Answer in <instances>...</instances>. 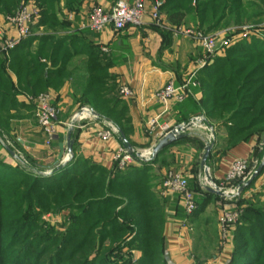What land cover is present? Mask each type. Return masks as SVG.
Here are the masks:
<instances>
[{
    "label": "trees",
    "instance_id": "16d2710c",
    "mask_svg": "<svg viewBox=\"0 0 264 264\" xmlns=\"http://www.w3.org/2000/svg\"><path fill=\"white\" fill-rule=\"evenodd\" d=\"M82 1L65 0V4L70 10L79 11ZM161 1L163 4L160 11L168 17L184 14L190 22L198 25L206 33L233 24L243 25L244 22L258 15L254 11L257 6L264 7V0ZM21 2L22 0H0V15L16 13ZM60 2L61 0H36L41 8V20L37 28L43 26L45 30L53 31L67 28L68 23L58 14ZM32 31H35L33 26ZM34 42H38L37 52L18 53L19 50L32 46ZM82 44L88 57L86 79L74 90V99L113 121L129 141L127 131L131 125L130 113L127 104L120 97L116 78L109 72L111 62L107 59L108 56L98 48L90 49L86 42ZM237 48L240 47L237 46ZM72 52L73 49L64 37L54 35L38 37L32 34L29 38L22 40L9 53V65L18 76L20 90L35 92L37 95L43 85L45 88L57 86L53 83L54 80H59L65 75L69 77L71 73L67 69L68 55L66 53L73 55ZM235 52V46H229L223 56L216 58L214 63L205 69L201 81L203 93L201 103L205 114L212 122L219 120L222 123L227 120L225 123L229 124L225 126L228 133L227 142L230 146L248 142L253 136L264 133V112H258L255 115L252 112L257 105L262 104L261 98L264 96V80L256 82L258 77H264L261 73L264 72L262 66L264 62H257L256 67L248 70L240 63L242 60L239 62L234 56ZM260 53L257 60L264 57V51ZM43 58L46 59L45 62L42 61ZM8 59L0 55V135L5 136V139L7 135L2 133L1 129L9 130L8 120L16 117L12 114V110L18 112L20 108L30 107L36 112L33 103L25 105L17 100L18 92L5 69ZM46 73L48 77L43 83L41 79ZM32 76L34 80H29L28 77ZM188 99H191V95L178 104H184ZM242 101L249 103V107L243 105L239 108L241 110L246 107V112H238L237 105ZM120 103L122 107L119 109ZM261 111H264V105ZM240 117L248 118L249 121L246 124H239L237 121H241ZM1 148L4 149L3 146ZM75 151L74 146V153ZM155 160L148 163L152 164ZM8 165L4 158H0V171L1 166L12 167ZM32 165L30 169H27L17 164L13 167L19 171L16 175L0 174V228L5 229L11 225V217L14 213L16 214V210L10 209L11 206L5 203L18 202L20 208L24 206L31 208L36 205L41 209L54 210L53 207H58L62 211L70 207L73 211H80L74 223L85 226L82 228L84 229L82 234L87 237L84 238L85 244L95 242L96 236H91L95 228H100L101 225L106 226V223L110 221V224H107L111 229L109 238L118 237L117 243L122 240V246H127L124 235L131 234L128 232H132V236L135 235L136 239L133 243L144 251V256L138 260L137 264H153L154 262L172 264L167 253L164 235V207L153 190L152 166L142 162L120 169L116 162L112 169H108L75 155L66 167L55 170L48 178H42L43 174L40 173L42 168L34 163ZM25 170L31 174H21V177H18L20 173H25ZM33 173H37V176ZM263 173L264 169L258 178ZM257 179L244 191L250 190ZM188 182L199 207L197 191L200 185L197 182L192 183L190 179ZM205 194L215 196L208 192ZM262 196L264 191L259 199L249 197L240 200L236 205L238 207L244 204L245 208L232 230L235 247L225 264H264V199ZM9 234L8 244L12 243L16 237L23 235L16 229L10 230ZM2 238L0 232V257L6 247L1 243ZM88 239H90L89 242ZM104 239L106 238L101 235L97 242V252L100 251V254ZM28 241L29 239L24 243L26 248L21 254L25 255L29 251L26 256L32 257L31 260L35 261L36 250ZM81 249L83 250L84 247ZM13 259H10L7 264H15L12 263Z\"/></svg>",
    "mask_w": 264,
    "mask_h": 264
},
{
    "label": "crops",
    "instance_id": "0c3cea01",
    "mask_svg": "<svg viewBox=\"0 0 264 264\" xmlns=\"http://www.w3.org/2000/svg\"><path fill=\"white\" fill-rule=\"evenodd\" d=\"M111 0H83L80 10H70L66 7L65 0H61L59 16L68 23L67 28L59 30H45L38 26L41 20V8L38 7L34 25L33 36L54 35L64 37L73 49L68 55L67 69L70 75L59 80H52L57 86L45 88L44 85L37 93H51L54 96V103L60 108L59 121L57 124V136L54 142L46 145V135L38 125L37 115L34 109L31 111L20 108L17 112L12 110V117L8 120V131L1 132L10 139V144L17 154L31 165L32 163L42 168L41 172H49L60 162L59 156L64 147L66 156V144L70 122L75 114L83 107L74 99L73 92L76 87L86 79L88 57L86 50H83L84 42L87 46L98 48L111 62L109 72L117 80L118 90L128 87L132 94L120 97L128 106L130 113V128L128 139L138 151L151 148L156 144L163 134V129L156 126L152 129L150 121L162 111L161 105L156 99L157 92L168 82L174 80L176 84L187 81L191 76L198 83L191 87V99L184 104L171 105L168 112L163 114L159 122L166 123L170 128L181 123L190 121L195 116H204L205 110L202 107L203 93L201 81L204 71L211 66L216 58L225 54L230 46L228 42L238 39L244 33L243 25H231L209 32L216 37V48L210 57L201 49L197 33L204 32L198 25L193 24L183 15L168 17L160 11V23L156 24L148 14L144 17V24L140 28H129L122 32L115 33L112 28L102 33H94L83 29L82 24L86 21V15L93 5L109 6ZM32 4V0H22L21 4ZM154 1L147 0L148 8L151 9ZM8 16V15H7ZM5 15H0V46L4 36H15V31L10 30ZM3 31V32H2ZM206 33V32H205ZM26 41V40H25ZM228 41V42H226ZM89 44V45H88ZM38 42L19 50V54L38 50ZM1 56L9 58L5 69L10 81L16 87L17 100L25 105L29 98L37 96L26 90H20L17 74L10 68V57L0 53ZM46 61L45 58L42 59ZM50 64V63H49ZM48 75L41 79L45 83ZM29 80L33 79L28 77ZM31 87V85H30ZM194 111V112H193ZM205 125L210 129L209 133H199L194 130L188 136L169 145L163 153L151 164L152 174L156 178L153 190L159 197L164 207L165 224L164 235L166 240L167 253L172 264H225L234 250V235L230 236L227 243L222 244L219 237V216L224 207H234L239 217L242 215L245 205L236 206L240 200L248 199L250 194L264 183V173L257 179L254 186L247 191H242L235 202H230L218 196L206 195L201 187L200 164L208 137L211 134V127L216 135L215 148L211 152L208 161V172L213 182L219 187H232L233 182L226 180L227 173L232 162L236 159L246 160L248 165L247 176H250L260 164L264 156V133L253 136L248 142H242L230 146L227 142V134H221L224 126L218 127L215 122L205 114ZM214 126H216L214 128ZM110 132L108 139H103L101 132ZM74 156L85 158L94 163L112 169L116 161L114 154L117 151L125 150L116 124L112 121L105 122L91 116L82 117L75 124ZM1 144V141H0ZM3 146V145H2ZM10 146V147H11ZM5 150V149H4ZM6 151V150H5ZM8 154V153H7ZM0 155H4L0 149ZM9 155V154H8ZM14 163L19 164L10 155ZM9 160L6 159V162ZM132 162L131 164H140ZM20 165V164H19ZM21 166V165H20ZM33 166V165H32ZM129 166V165H128ZM182 170L186 175L190 173V181L200 185L197 193L199 195V207L197 212L187 217L176 197L169 193L163 185L165 175L169 170ZM198 180H195V175ZM197 190V189H196ZM264 199V196H262ZM212 221H207V219Z\"/></svg>",
    "mask_w": 264,
    "mask_h": 264
},
{
    "label": "rangeland",
    "instance_id": "374dc122",
    "mask_svg": "<svg viewBox=\"0 0 264 264\" xmlns=\"http://www.w3.org/2000/svg\"><path fill=\"white\" fill-rule=\"evenodd\" d=\"M254 11L258 15H256V17H252V19L248 22H244L242 29H245V31L241 35V37L238 39H233L231 43L226 41L230 44V46H235L236 52L234 53V56H236L239 62L240 60H242L240 63L247 67L248 70H250L252 67H256L257 62H264V57H261V59L257 60L258 53L261 54L260 52L263 53L264 51V7L257 6ZM237 46H239L240 48H237ZM262 66L264 68V65ZM261 73L264 74V72ZM257 76L259 75L257 74ZM263 78L264 77H258L256 82H262L264 80ZM114 95L115 94H113V96ZM116 98L119 99L118 96H116ZM261 103L264 105V96L261 98ZM248 104V102L242 101L238 103L237 108L239 109L243 105L248 106ZM262 104H259L256 106V108H254V110L252 111L253 115L257 114L258 112H264L261 111L263 108ZM121 107L122 103L119 104V109ZM245 108L246 107L242 108L241 110L239 109L238 112H246ZM26 109L29 111L32 110L30 107H27ZM203 115L205 116V114ZM240 118L241 121H237L239 124H246L249 121L248 118ZM213 121L218 127L224 126V128H220L221 134H227V129L225 126L226 124H229L225 123L227 122V120L223 121L222 123L219 120ZM215 127L216 126H214V128ZM1 140H3L7 145L11 146L8 136L7 139H5V136L0 135V141ZM1 147L2 142L0 144V149H2ZM2 150L4 152V155H0V158H4L5 162L6 159L9 160V163H6L11 165L12 169L6 166H1L2 170L0 171V174L16 175V173L19 171H16L13 167H16L17 164L14 163V161L9 157L4 149ZM146 163L147 165L151 164L148 162ZM26 165L29 168L32 167V165L27 161ZM26 173L31 174L28 173L27 170H25V173H20L18 177H21V174ZM52 174L53 173H51L50 175H41V177L48 178ZM191 174L193 176L195 175L194 172ZM153 178V181L155 183L156 178ZM187 178L190 179V173L187 175ZM198 178L199 177L196 174L195 180H198ZM203 178L204 183L208 185L206 175L202 177V181ZM18 179L19 178H17V180ZM261 186L262 187H258L255 191H252L250 193L252 194V198H260L259 196L264 191V183ZM5 204L11 206L10 209L16 210V214L14 213V215L11 217V225L8 226L10 227V229H7L8 227L5 229H3V227L0 228L1 235L3 236V238L1 239V243L3 246H6L3 249L2 257H0V264H7L8 261L12 258H14L12 263L15 264H137L138 260L142 258V256H144L143 249H140L137 244L133 243V240L136 238L134 237L135 235L132 236V232H128L131 234L124 235V238L127 239V246H122V240L117 243L118 237L109 238L111 229L107 226V224H110V221L106 223V226L101 225L100 228H95V230L91 234V236H96L95 242L85 244L84 238L87 237L82 234V230H84L82 228H85V226L77 225L76 223H74V219L78 214H80V211H73V209H71L70 207L65 208L63 211L58 207H53L54 210H47L38 208L36 205L31 208H28V206L20 208L18 207L20 204L18 202ZM17 207L18 209H16ZM207 221L211 222L212 220L209 218L207 219ZM15 229L19 230V233L23 235H21V237H16L14 240H12V243L8 244L10 240L9 232L10 230ZM101 235L106 239H104L103 249L100 254V251L97 252V242L99 236ZM28 239V242L33 244V249L36 250L35 261L31 260L32 257L26 256L29 251H27L25 255L21 254V252L26 248V245H24V243ZM87 241L89 242L90 239H88ZM81 247H84V249L80 250ZM153 264L157 263L154 262Z\"/></svg>",
    "mask_w": 264,
    "mask_h": 264
},
{
    "label": "built area",
    "instance_id": "2783aa9c",
    "mask_svg": "<svg viewBox=\"0 0 264 264\" xmlns=\"http://www.w3.org/2000/svg\"><path fill=\"white\" fill-rule=\"evenodd\" d=\"M162 4V1L155 0L151 9L148 8L147 0H111L107 7L93 5L86 15V21L82 24V28L94 33H102L106 29L112 28L115 33H119L129 28H140L144 24V17L148 14L156 24H159ZM37 14L38 7L36 6V0H32L31 5L28 6L22 3L16 13L6 17V23L10 30L15 31V36H4L5 32L2 31L1 54L9 56V53L22 40L29 38L33 34L32 26L35 24L34 21ZM196 36L201 49L208 57L212 56L216 48V37L205 32H198ZM197 85L198 83L194 80V76H191L184 83L176 84L172 80L161 88L156 94V99L161 105L162 111L150 121L152 129L156 126L161 127L163 129V134L161 135L164 136L175 128H170L166 123L161 124L159 122L160 117L169 111L171 105L184 102L188 96L192 95L191 87H196ZM120 94L130 96L132 92L128 87H123L120 90ZM29 103H33L35 106L38 125L46 135V145L50 146L57 136V124L61 110L54 103V96L48 92L30 97ZM84 111L90 112L91 115L89 116L95 118L89 108H84ZM79 119H82V116ZM194 119L195 122L197 119L204 122L203 116L194 117ZM99 135L103 139H108L110 132H101ZM150 149L147 150L150 151ZM114 160L118 163L120 169L126 168L134 161H143L141 158L131 155L127 150L117 151L114 154ZM247 170L248 165L246 160L236 159L232 162L226 180L234 184H232L231 188L221 187L228 190L230 194L228 198H224L225 200L235 202L238 199L240 194L238 195L237 190L249 177L246 173ZM163 185L169 193L178 197L185 215L190 218L198 209V204L195 200L194 192L190 189L187 175L182 170H170L166 174ZM232 188H235L234 193L231 191ZM238 217V212L231 205L222 209L218 221L219 237L222 244L227 243L230 239Z\"/></svg>",
    "mask_w": 264,
    "mask_h": 264
},
{
    "label": "water",
    "instance_id": "95a60500",
    "mask_svg": "<svg viewBox=\"0 0 264 264\" xmlns=\"http://www.w3.org/2000/svg\"><path fill=\"white\" fill-rule=\"evenodd\" d=\"M84 108H89L91 113L95 117V119H99V120H102L105 122L112 123V121L110 119H108L107 117L96 112L91 107H89L87 105L83 106L75 114V116L73 117V119L70 122V128H69L68 139H67V144H66V156L64 157L65 149H64V147H62L61 154L59 156L60 162L58 163L56 168L50 170L49 172H40L41 174L50 175L51 173H54L55 170H59V169L66 167L74 158L75 124L79 120L82 112L84 111ZM203 121L206 122V119L204 118V116H203ZM194 123H195V119L192 118L190 121L185 122V123H181L178 126H176L175 128H173L172 130H170L168 133H166L164 136H162L156 144H154L151 147L149 156L141 155L138 152V150L136 148H134L133 145L127 140V138L125 137V135L123 134V132L121 131V129L117 125H116V128H117V131L120 135V138L122 140V143H123L125 150H127L131 155L138 157V158H141L144 162H150V161L156 159L166 147H168L172 143L188 136L189 134L193 133L194 130L192 128L194 126ZM1 142H2V145H3L4 149L6 150V152L12 158H14L21 166L25 167V161L19 156V154H17L16 151L12 147L7 145L3 140H1ZM215 143H216V135H215L213 128L211 127V134L208 137V142L206 143L204 153L202 156V160H201V164H200L199 175H200L201 179H202V177H204L206 175V172H208V161H209L211 152L215 148ZM263 169H264V156H263L260 164L258 165V167L254 170V172L239 186V188L237 190L238 195L241 194V192L247 186H249L254 180H256L260 176ZM203 181H204V178H203ZM203 181L201 180L200 185L209 194L216 195V196L221 197V198H228L230 196L228 190L223 189L221 187H218L215 183H213V180L211 177H210L211 185H207Z\"/></svg>",
    "mask_w": 264,
    "mask_h": 264
},
{
    "label": "bare ground",
    "instance_id": "6f19581e",
    "mask_svg": "<svg viewBox=\"0 0 264 264\" xmlns=\"http://www.w3.org/2000/svg\"><path fill=\"white\" fill-rule=\"evenodd\" d=\"M91 115L90 112H83L82 113V117H86V116H89ZM193 130H196L197 132H200V133H205V132H209L210 129L200 120V119H197L196 122L194 123V126L192 128ZM141 155H144V156H147L149 155L150 151L145 149V150H142V151H138ZM206 177H207V183L208 185H211V182H210V175H209V172H206ZM232 193L235 192V188H232L231 189Z\"/></svg>",
    "mask_w": 264,
    "mask_h": 264
}]
</instances>
